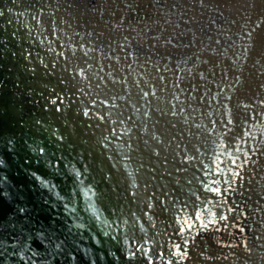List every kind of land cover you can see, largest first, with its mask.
<instances>
[{
    "label": "water",
    "instance_id": "water-1",
    "mask_svg": "<svg viewBox=\"0 0 264 264\" xmlns=\"http://www.w3.org/2000/svg\"><path fill=\"white\" fill-rule=\"evenodd\" d=\"M0 264H264V0H0Z\"/></svg>",
    "mask_w": 264,
    "mask_h": 264
}]
</instances>
